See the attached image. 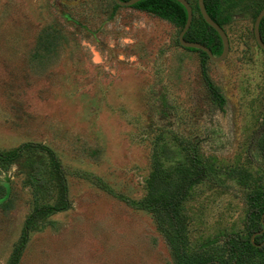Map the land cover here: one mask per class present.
<instances>
[{
  "label": "rangeland",
  "instance_id": "obj_1",
  "mask_svg": "<svg viewBox=\"0 0 264 264\" xmlns=\"http://www.w3.org/2000/svg\"><path fill=\"white\" fill-rule=\"evenodd\" d=\"M222 2L229 51L205 62L219 108L199 53L167 20L112 0H0V151L50 148L69 201L32 221L17 264H177L157 215L127 200L147 195L154 158L175 183L193 151L209 172L181 205L186 257L229 260L224 241L248 235L249 197L264 192V52L253 36L264 0ZM59 202L45 150L0 161V264L34 208Z\"/></svg>",
  "mask_w": 264,
  "mask_h": 264
},
{
  "label": "trees",
  "instance_id": "obj_2",
  "mask_svg": "<svg viewBox=\"0 0 264 264\" xmlns=\"http://www.w3.org/2000/svg\"><path fill=\"white\" fill-rule=\"evenodd\" d=\"M203 2L207 14L220 26L223 27V25L230 20L231 16L229 14L225 13V15H222V0H203ZM188 3L191 4L193 18L188 31H186L183 36L184 39L187 41L200 42L208 47L213 55H219L222 50V42L218 33L203 20L198 5L196 4L197 0H194L193 3L188 0ZM263 5L255 11L253 21ZM114 7H118V5L114 3ZM131 7L167 20L178 27L179 31L183 28L186 21V10L176 0H139ZM196 13L201 20L200 26H196L195 24ZM259 34L264 44V15L259 23ZM187 49L199 53L201 76L212 98L217 102L219 108H222L224 105V96L212 83L206 72L205 62L209 57L204 51L194 48ZM30 146L39 147L45 150L49 155L51 166L60 183V202L56 205H42L35 207L32 213L26 217L19 243L13 250L10 264H17L21 251L28 240L29 227L34 219L41 215L63 211L69 207L64 173L61 169L60 162L50 148L43 144L29 142L23 143L13 150L0 151V161L12 162L19 156L23 149ZM188 159V166L186 168H181L179 174L181 175L180 180L173 183L172 172L163 169L160 162L154 158L150 177L147 182L149 188L147 195L136 202L127 200L130 204L144 208L157 215V217L161 214L164 215L163 220H159L156 217V224L158 230H160L166 238L170 248L175 252L177 264H194L186 257L188 238L185 231L186 222L184 215L182 214L181 205L186 198L188 188L194 183L200 182L209 172L207 166L200 161L194 151L189 154ZM248 204L249 209L246 214L247 221H249V223L246 224L248 235L243 237L231 233L228 234L224 241V246L229 254V260L225 263L222 261L213 262L211 260H200L199 263L197 262L198 264H264V243L261 244L264 240V231L261 232V234L257 233V235L254 236L253 241L250 240V237L254 232L262 229L261 215L264 213V192L254 191L249 197ZM257 243L261 245H255ZM253 257L258 258V261H253Z\"/></svg>",
  "mask_w": 264,
  "mask_h": 264
},
{
  "label": "water",
  "instance_id": "obj_3",
  "mask_svg": "<svg viewBox=\"0 0 264 264\" xmlns=\"http://www.w3.org/2000/svg\"><path fill=\"white\" fill-rule=\"evenodd\" d=\"M139 0H112V2L116 3L119 6H132L134 3H136ZM178 1L186 10V21L185 24L183 26V28L179 31L178 34V42L179 44L184 47V48H194L197 50H201L204 51L207 56L209 57V59L211 61L214 62H219L222 61L224 59V57L227 56L228 51H229V40H228V36L225 32V30L223 29L222 26H220L217 22H215L213 19H211V17L207 14L206 10H205V6H204V2L203 0H197V5L199 8V12L203 18V20L209 25L211 26L213 29H215V31L218 33L221 42H222V50L220 52L219 55L215 56L212 54L211 50L206 47L204 44H201L200 42H194V41H187L184 39V34L186 31H188V28L191 24L192 18H193V12H192V7L191 4L188 3V0H176ZM264 15V5L263 7L258 11L257 15L254 18L253 21V36H254V40L257 44V46L263 50L264 52V44L261 40L260 34H259V23L261 18ZM264 213L261 215V224H262V229L259 231L254 232L251 237L250 240L253 241V238L255 235L261 234V232L264 231ZM264 241L261 243L263 244ZM261 244H255L260 246Z\"/></svg>",
  "mask_w": 264,
  "mask_h": 264
},
{
  "label": "flooded vegetation",
  "instance_id": "obj_4",
  "mask_svg": "<svg viewBox=\"0 0 264 264\" xmlns=\"http://www.w3.org/2000/svg\"><path fill=\"white\" fill-rule=\"evenodd\" d=\"M224 29V28H223ZM227 34V33H226ZM263 150H264V148H263ZM263 157V156H262ZM264 241V240H263Z\"/></svg>",
  "mask_w": 264,
  "mask_h": 264
}]
</instances>
